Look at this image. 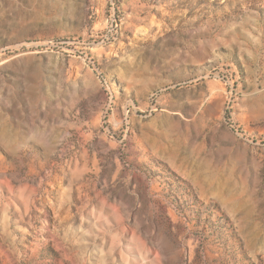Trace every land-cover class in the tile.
<instances>
[{
    "label": "rangeland",
    "instance_id": "1",
    "mask_svg": "<svg viewBox=\"0 0 264 264\" xmlns=\"http://www.w3.org/2000/svg\"><path fill=\"white\" fill-rule=\"evenodd\" d=\"M0 264H264V0H0Z\"/></svg>",
    "mask_w": 264,
    "mask_h": 264
}]
</instances>
